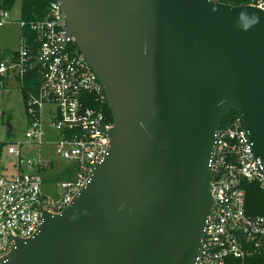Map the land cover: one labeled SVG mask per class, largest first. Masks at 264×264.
I'll return each instance as SVG.
<instances>
[{"label": "water", "instance_id": "water-1", "mask_svg": "<svg viewBox=\"0 0 264 264\" xmlns=\"http://www.w3.org/2000/svg\"><path fill=\"white\" fill-rule=\"evenodd\" d=\"M113 117L74 202L0 264H196L215 133L234 110L264 167V9L213 0H58ZM41 61L36 62L35 69Z\"/></svg>", "mask_w": 264, "mask_h": 264}, {"label": "built area", "instance_id": "built-area-1", "mask_svg": "<svg viewBox=\"0 0 264 264\" xmlns=\"http://www.w3.org/2000/svg\"><path fill=\"white\" fill-rule=\"evenodd\" d=\"M45 18L31 24L37 51L21 37V47L0 63V76L13 74L21 82L28 68L38 62L39 87L26 101L28 129L25 138L45 144L42 109L51 107L50 127L57 131V155L73 164L61 178L52 161L22 155L23 144L3 145L14 157L17 174L0 175V260L17 241L33 238L43 224L44 214L61 215L93 177L110 149L107 121L100 106L106 101L102 85L73 37H66L67 24L58 0H48ZM264 9V4L259 5ZM9 11L0 8V27L9 22ZM21 28L24 26L20 22ZM107 102V101H106ZM210 158L211 196L219 206L211 209L196 264L244 262L264 252V215L246 213L245 183L264 191V167L255 156L248 131L238 116L219 126Z\"/></svg>", "mask_w": 264, "mask_h": 264}, {"label": "rangeland", "instance_id": "rangeland-1", "mask_svg": "<svg viewBox=\"0 0 264 264\" xmlns=\"http://www.w3.org/2000/svg\"><path fill=\"white\" fill-rule=\"evenodd\" d=\"M21 0H16L11 11H9V22L0 27V63L11 58V55L21 47ZM4 81L0 83V142L3 145L23 144L22 155L25 158L52 161L59 171L61 178L66 174L68 168L73 170V164L61 159L57 155V142L59 134L50 127L52 120L49 110L51 107L45 105L42 109V131L45 136V144L36 145V141L25 138L27 132L26 104L20 82L13 74L2 76ZM16 159L7 154L6 148L0 157V175L13 178L16 176Z\"/></svg>", "mask_w": 264, "mask_h": 264}, {"label": "trees", "instance_id": "trees-1", "mask_svg": "<svg viewBox=\"0 0 264 264\" xmlns=\"http://www.w3.org/2000/svg\"><path fill=\"white\" fill-rule=\"evenodd\" d=\"M16 0H0V8L5 11H11ZM219 3H223L231 6L241 5H256L264 4V0H213ZM48 0H21V17L20 22L24 23L21 28V37L28 40L31 44L33 53L37 51L36 37L30 26L32 23L45 18L48 11ZM4 79L0 76V83H3ZM38 70L28 68L23 81L20 82V91L23 94L24 101L26 103L30 94H36L39 87ZM100 110L103 112L107 121L113 122V117L110 108L105 101ZM238 117L234 110L229 111L221 122V126H227L231 124ZM244 188L246 191V213L249 216L264 215V191H262L257 185L253 183H245ZM229 264H264V252L255 254L244 262L231 260Z\"/></svg>", "mask_w": 264, "mask_h": 264}]
</instances>
